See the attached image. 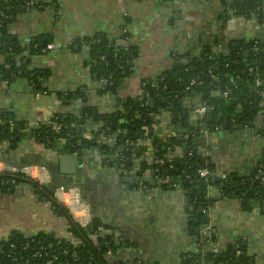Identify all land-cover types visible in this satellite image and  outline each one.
Returning a JSON list of instances; mask_svg holds the SVG:
<instances>
[{
	"label": "crops",
	"instance_id": "1",
	"mask_svg": "<svg viewBox=\"0 0 264 264\" xmlns=\"http://www.w3.org/2000/svg\"><path fill=\"white\" fill-rule=\"evenodd\" d=\"M229 2L54 0L41 10H20L9 25V32L20 45L27 47L39 40L55 47L45 53L27 56L30 70L46 73L44 78H39V83L47 94L36 96L24 79H16L6 85L0 75V113L11 116L10 125L25 134L15 149L1 153L0 159L6 158L14 166H38L41 161L56 163V157L51 155L47 144H40L35 137L27 139L24 117H29L34 123L51 124L53 130L54 118L70 109L76 115L89 107L87 110L91 113V120L93 112L96 119L115 109V96H97L95 84L88 78L86 62L89 46L83 45L75 52L69 48L73 41L101 34L115 49L128 48L116 46L123 45L122 41L132 45L137 51L135 70L133 76L123 82L119 98L138 99L143 91L141 79L154 80L169 70L175 54L191 59L198 56L203 48L211 46L216 38H220L225 47L237 41H264V24L258 27L250 18L234 14ZM217 46L216 50L222 49L221 44L220 48ZM2 63L0 56V65ZM78 91L85 95L83 99L87 100L86 103L80 106L79 101L83 99L76 98L70 108L63 107L57 95ZM184 101L193 119V108L201 105V97L194 94ZM10 103H13L12 108H9ZM9 110L13 111L8 113ZM253 124L248 128L225 126L220 130H208L206 134L200 130V134L205 136V147L197 142L198 148L207 149V153L205 150L204 153L218 175H248L257 169L261 173L260 164L264 159V101L262 111ZM173 133L170 114L162 115L153 129L154 138L163 139ZM81 150L83 166L78 169L77 183L90 180L103 183L84 187L83 195L89 196L86 199L90 201L89 216L92 222L107 226V233L114 236L111 240L113 244L103 256L109 264L136 260L142 264H180V254L195 251L196 238L207 237L204 230L196 234L203 217H197V210L194 212L186 203L185 191L179 189V185L175 189H171L170 185L163 188V183L156 180L155 173L150 175V167L142 178H151L155 185L141 181L139 187L126 189L119 185L120 189L116 191L114 185L118 186L117 178H120L117 168L102 164L96 149L82 147ZM5 166L4 162H0V170H3L0 176L17 175L9 173ZM49 181L51 184L45 188L51 190L52 185L57 186V182L50 178ZM210 195L216 201L205 214L207 218L204 221L216 228L218 246L224 249L238 241L250 264H264V213L257 208L244 211L238 200L219 198L215 190ZM67 228L65 220L56 217L49 205L29 185L21 184L11 193L0 191V239L8 238L12 233L32 236L40 232L66 238ZM114 238L117 240L116 247ZM91 241L96 244V240ZM208 248L211 249L210 244L205 250Z\"/></svg>",
	"mask_w": 264,
	"mask_h": 264
},
{
	"label": "trees",
	"instance_id": "2",
	"mask_svg": "<svg viewBox=\"0 0 264 264\" xmlns=\"http://www.w3.org/2000/svg\"><path fill=\"white\" fill-rule=\"evenodd\" d=\"M27 1L35 2L34 9L41 7L37 10L54 3V0L0 1V56L3 58L0 75L3 82L11 83L16 79H24L28 83H34L37 91H45L39 83V78H44L46 73L36 69L30 70L27 57L38 53L39 50L34 49L35 44L42 48L43 43L35 40L27 47H23L9 32V25L16 17V11H22ZM229 1L230 7L236 11V14L246 15L258 27L264 24V11L257 10L263 6L264 0ZM216 44H221L222 49L216 50ZM236 44L238 49H235ZM83 45L89 46V58L86 62L89 76L98 84L101 79L108 82L104 87L97 85L96 95L102 97L109 94L117 99L113 111L99 115L95 120L92 119L102 123L103 128L101 129L103 132L99 130L94 136L97 138L115 135V144L111 147L108 144L97 147L94 141L82 139L80 126L91 120L89 119L91 113L87 110L89 107H85L76 115L72 114L71 109L69 112L57 115L54 122L60 125L61 129L57 132L43 127L34 132L36 140L42 139L48 146L58 144L59 140H65L67 147L73 149L77 148V142L81 140L83 147L97 148L101 154L107 156L108 162L110 157H113L114 162L110 163L111 167L117 166L119 159L123 157L127 161L125 162L127 170L134 166L128 165L131 149H134L137 156L151 154L154 162L152 169L158 170L157 175L161 176L163 183L161 186L168 188V179L173 177L175 185L179 184V189L195 196H193L194 202L198 209L210 208L216 201L207 195V186L197 174L199 169L207 168L214 172L210 186L217 192L219 198L236 199L244 211L260 208L261 213H264V182L261 183L260 179L254 178L259 174L264 178V159L260 164L261 173L257 169L248 175H218L215 166L205 154L207 152L200 154L196 142L203 124H206L209 130H213L216 125H221V129L225 126H254L253 122L262 111L264 101V41L262 39L232 42L225 47V44L222 45V40L216 38L211 46L203 48L198 56L191 59H185L178 54L173 55L174 62L169 70L154 80L141 79L143 90L154 102L153 109L150 106L143 108L141 99L119 98L123 82L131 74L129 67H134L137 57V51L133 46L127 49H115L106 38L97 34L81 41H73L69 48L77 52ZM24 51L28 54L21 57ZM246 52L247 56H245ZM107 54H110V59L106 58ZM5 65L8 68H5ZM250 68L256 70L249 73ZM209 71L217 74L216 80L209 78ZM13 75L16 76L15 79L12 78ZM191 80L198 83L199 87L186 89ZM257 80L260 81V86L254 88ZM194 94L201 97L202 103L213 107L210 123L206 122V118L202 121L192 119L191 112L184 107V100ZM57 97L63 107L70 108L73 100L83 99L85 95L78 91L59 93ZM162 111L170 114V127L174 130L175 136L157 139L154 138L153 129L158 124V116ZM7 117L6 114L0 113L3 121H7ZM77 128L80 129L79 134L76 133ZM117 132L120 133L116 134ZM21 138L19 130H13L7 123L0 125V142H9L8 151L15 149ZM139 140H145L146 145L137 147L136 143ZM189 150L192 151L191 156L187 154ZM159 160L163 162L162 165L156 163ZM176 162H178L177 166ZM140 165V174L150 170L148 163L141 162ZM2 181L9 182L2 184ZM10 181H14V184L12 185ZM21 184L29 185L49 205L56 217L65 220L68 225V237L58 238L44 232L32 236L12 233L8 238L0 239V249H3L0 253V264H22L24 261L27 264H64L67 261L69 264H109L103 256L110 249V237L97 236L98 244H94L88 235V229L79 226L72 219L68 210L55 199L53 191L22 175L0 176V191L3 193H11ZM131 187L135 188V183ZM195 214L199 218L204 216L199 211ZM215 231L217 232L216 228ZM214 240V237L206 238L201 242L200 247H207L211 242H215ZM10 244H14L15 248L10 249ZM26 244L28 247L24 248ZM62 251H67L69 254L76 252L78 259L69 260V255H63ZM53 257L56 259L54 260ZM181 258V264H250L242 245L241 254L238 256L234 255L233 246L229 245L221 254L213 253L210 248L206 250L204 248L193 253L189 259L183 255ZM203 260L205 263H202Z\"/></svg>",
	"mask_w": 264,
	"mask_h": 264
},
{
	"label": "built area",
	"instance_id": "3",
	"mask_svg": "<svg viewBox=\"0 0 264 264\" xmlns=\"http://www.w3.org/2000/svg\"><path fill=\"white\" fill-rule=\"evenodd\" d=\"M0 1H5V0H0ZM23 8L24 9L36 10V9H34L35 8V2L27 1V2H25ZM39 8H41V7H38L37 9H39ZM257 10H263L264 11V4H263V6H260ZM124 16L126 17L127 14H124ZM243 16L247 18L246 15H243ZM123 33H125V30L123 31ZM54 47L55 46L53 44H51V43L46 44L45 46H42V48H40L36 44L34 45V49L39 50L38 52H42V53H45V52H47L49 50H53ZM217 47L220 48V44H218ZM8 51H10V49H8ZM27 54L28 53L26 51H24L23 54L21 55V57L27 56ZM102 59H104V58L102 57ZM5 68H8V66L5 65ZM129 70L131 71L130 77H132L133 73H134V70H135V67L130 66ZM255 70L256 69L250 68L249 69V73H252V71H255ZM87 72H88L87 74H88L89 80L91 79V82L93 84H95V88L96 89H97V85H99V84L101 86H103V87L105 85H107L108 82L105 79H101L99 81V84H98V82H96L94 80V78H91L89 76V67L88 66H87ZM208 75H209L210 79H213V80L217 79V74H214L211 71H209ZM15 77L16 76H14V75L12 76L13 79H15ZM4 83L6 85H8L9 82L4 81ZM28 84L31 87L30 89L34 92V94L36 96L47 94L46 91H37L34 88V83L30 82ZM142 86L143 85L141 84V87ZM193 86L199 87V84L195 83L194 80H191L189 82L188 86L186 87V89H189V88H191ZM259 86H260V81H258V80L255 81L254 88H257ZM142 90H143V88H142ZM138 99H141V106L143 108H147L149 106L150 98H149L148 93H146L144 90L142 91L141 97L138 98ZM185 102L186 101H184L183 104H184V107L186 108ZM212 109H213V107L208 106L206 103H202L200 106H198V107L193 109L192 116L195 119L202 121L203 119L206 118V115L208 113H211ZM164 114H169V113L166 112V111H162L160 116H158V124H159L160 117L162 115H164ZM5 123H7L9 125V127H12L10 125V123H11L10 121L4 122L0 118V125H4ZM204 125H206V124H203V126ZM244 127L248 128L249 126L245 125ZM80 128L82 129V139H84L86 141H94L97 147H101V146L106 145L108 143H111L112 145L115 144V141H116V136L115 135H113L111 137H108V136L107 137H102V136L100 137V136H98L97 138H95L96 136H94V135L99 130L103 129L102 128V123H97V122L92 121V120H87L84 125L80 126ZM207 128H208V126H207ZM60 129H61V126L55 123V125L53 127V130L58 132ZM220 129H221V125H216L213 128V130H220ZM101 132H103V130H101ZM119 133L120 132H117L116 134H119ZM206 133L207 132H205V134ZM20 134L22 135V138H23V136L25 137V134H23V133H20ZM171 136H175V132ZM127 144L128 143H126V145ZM145 145H146L145 140H139L136 143L137 147H144ZM8 148H9V142L8 141H1L0 142V154L3 153V152L8 151ZM129 153H130V155H129L128 160L130 161V165L131 164L134 165L133 168L130 169V170L126 169L125 162H127V161L123 157L119 159L118 167L122 171V176L127 178V181H128L129 185L133 184L135 181H138L141 184L142 183L141 182V178L143 177V175H145V173L140 174V172H139L140 171V167H141L140 164H141V162L149 163L152 160V157H150L149 155L137 156L135 151H134V149H131ZM187 154H188V156H191L192 155V151L189 150ZM103 157H104L103 159L105 160V163H108L107 156L103 154ZM135 161L136 162L138 161V163L134 164ZM156 163L159 164V165H162L163 162L161 160H159ZM5 167H6V170L9 171V173H13V174L22 175L24 177H27V178H29L30 180H32L33 182H35V183H37L39 185H43V184H45V183H47L49 181V176L46 174V171L43 168H41V167L26 166V167H20V168H12V167L8 166L7 164H6ZM0 173H3V170L2 171L0 170ZM154 173H155V176H156V180L159 183H162L161 176L157 175V173H158L157 169L154 170ZM197 174H198V176L200 178H202L204 180V182H205V184L207 186V191H208V193L210 195V192H211V189H212L210 185H211V182H212V179H213V176H214V172L210 171L207 168H202V169H199L197 171ZM254 178L260 179L261 183L264 182V178L262 177L261 174L255 175ZM8 182L9 181H2L1 183L2 184H7ZM10 183L13 185L14 181H10ZM142 187H143V189H145V186H142ZM54 197H55V199L58 201V203L61 206H63L64 208H66L68 210V212L71 215L72 219L79 226H81L83 228H86L87 224L92 222V220H91V218L89 216L88 207L83 201H81V198H80L77 190H75V189L65 190L63 187H60V188L56 189V191L54 193ZM212 205L213 204H211V206ZM209 210H210V208H207L205 211H203V213H208ZM258 210L261 211L262 209L259 208ZM103 231H104L103 226L98 224V225H95L93 234L95 236H100V235L103 234ZM204 231L207 233V237H206L207 239H210L211 237H214V239H215L214 240L215 242H211L210 243L211 251H213V253L218 252L220 247L218 246V233L215 231V228L207 223V226H206ZM203 240L204 239L200 240L199 243L195 244V251L186 252L185 254H183V256L186 259H189L193 253H197L200 249H204L205 246L200 247L201 242ZM232 246H233V249H234V255L235 256L240 255L241 254V244L238 241H235ZM27 247H28V245L26 244L24 246V248H27ZM50 247H51V245L48 246V248H50ZM9 248L10 249H14L15 248L14 244H10ZM225 249L226 248H224L222 250H225ZM2 252H3V249H0V253H2ZM62 254L63 255H69V260H72V261H75V260L78 259V254L76 252H72V253L69 254L67 251H62ZM53 259L55 260L56 257H53ZM13 262H14V260H13ZM202 263H205V261L203 260ZM22 264H27V262L24 261ZM64 264H69V263L67 261V262H64ZM122 264H142V262L136 260V261H126V262H123Z\"/></svg>",
	"mask_w": 264,
	"mask_h": 264
},
{
	"label": "water",
	"instance_id": "4",
	"mask_svg": "<svg viewBox=\"0 0 264 264\" xmlns=\"http://www.w3.org/2000/svg\"><path fill=\"white\" fill-rule=\"evenodd\" d=\"M16 13H20V10H17ZM122 43H123V45H116V46L119 47V48H126V47L131 48L132 47V45L127 44L125 41H122ZM42 45L45 46L44 43ZM235 49H238L237 45H235ZM247 55L248 54L246 52L245 56H247ZM110 57H111L110 54H107L106 58L110 59ZM197 80H199V79H197ZM86 101H87L86 99H83L82 102L79 101L80 106H81V103H86ZM80 106H78L77 108H79ZM149 106L151 107V109H153V107H154L153 100L149 101ZM12 107H13V103H10L9 104V108H12ZM12 111L9 110L7 112L9 113V112H12ZM92 115H93V120H95V117H94L95 113L93 112ZM85 118L87 119L88 116H86ZM24 120H25V124L23 125V127H24V130L26 131V137L29 140H31L34 137V132L35 131H38V130H40L43 127H45L48 130L51 129V124L44 125L42 123H39L38 121H36L37 123L36 122L34 123V122H31L29 117H24ZM211 120H212V115H211V113H208L206 115V122L210 123ZM8 121H10V122L12 121V117L11 116L8 117ZM13 130H16V127H14ZM210 130H212V129H210ZM202 131L203 132H207L208 131L207 125L203 126ZM76 133L79 134L80 133V129H76ZM198 137H200V138H198ZM196 140H197L196 142H198L199 146H201L203 148L205 147V141H204L205 140V136L203 134H198ZM38 142L40 144H43V140L42 139L38 140ZM65 143H66L65 140H59L58 144L56 143L55 145H53V144L49 145V149L51 150L50 151L51 155L56 157V160H57L56 163L48 164V163H45L44 161H41L40 163H38V166H37V167L43 168L48 173L49 178L52 181H55V182L58 183L57 186L56 185L55 186L52 185L53 188L51 189V191H53V193H55L57 188L63 187L65 190L75 189V190L80 192V190H82V188L85 187L88 184H92V183L94 185L95 184H99V182L77 183V176H78V173H79L78 169L82 168V166H83V154H82V150H81L82 141L79 140L77 142L78 150L76 152L71 147L67 148ZM108 146L111 147L112 144L108 143ZM201 147L198 148V151L200 152V154H203L205 149H203ZM205 152H206V150H205ZM150 157H151V154H150ZM111 160H113V159H111ZM0 162H4V163H6L8 166H10L12 168H20V167L30 166V165L14 166L12 163H10L8 160H6V158H4V159L1 158ZM153 164H154V162H153V160H151L150 161V167H153ZM128 165H130V161H128ZM175 165L177 166L178 162H176ZM33 166H35V165H33ZM56 169H57V172H56ZM153 174H154V170H152L150 172V175H153ZM68 179H70V180H68ZM141 181L151 182L152 185H155V183L153 181H151V178H142ZM169 183H170L171 186L175 183V180H174L173 177L169 178ZM48 184H51L50 181H48L47 183L43 184V186H47ZM100 184H103V183H100ZM138 184H139V182L136 183V185H138ZM111 185L113 186L114 184H111ZM114 188H116L115 185H114ZM184 195L187 196V197H185L186 203H189V199H191L192 196L190 194H187V192H184ZM82 196H84V195L82 194ZM82 196H81V201L84 200V203H86L88 205L90 203V201L87 200V199H84ZM88 207L90 208V204L88 205ZM191 211H192V209H191ZM198 211H199V213H201L202 209L200 208V209H198ZM86 228L88 229L89 235H93L95 224L93 222H90V223L87 224ZM204 228H206V225L201 226L199 228V230H203ZM198 232L199 231L197 230L196 234H198ZM106 236H107V233L100 235V237H106ZM116 244H117V240L115 239L114 240V247H116ZM113 251H114V249H113ZM222 251L223 250H222V247H221L219 249L218 253L221 254Z\"/></svg>",
	"mask_w": 264,
	"mask_h": 264
},
{
	"label": "flooded vegetation",
	"instance_id": "5",
	"mask_svg": "<svg viewBox=\"0 0 264 264\" xmlns=\"http://www.w3.org/2000/svg\"><path fill=\"white\" fill-rule=\"evenodd\" d=\"M22 10H24V9H22ZM233 13L234 14H236V11L233 9ZM43 46V45H42ZM83 147V146H82ZM86 148H94V149H96L97 150V152H98V154H99V158H101V163L102 164H104L105 163V160L103 159L104 157H103V154H101V152L100 151H98V149L97 148H95V147H86ZM76 149H78V148H74V150H75V152L77 151ZM111 159H113V160H111ZM114 162V158L113 157H110V159H109V162L108 163H105V165H107V166H109L110 167V163H113ZM149 164V166H150V162L148 163ZM115 167L117 168V170H118V172L120 173V178H117V185L118 186H116V188H115V190L117 191V190H119V185L120 186H122L123 188H126V189H134L133 187H131V185H129L128 184V181H127V178L126 177H124V176H122V171L120 170V168L118 167V165L116 166L115 165ZM153 170V169H152ZM92 182H99V184H95L96 186L98 185V186H100L101 184V182L100 181H98V180H90V181H88L87 183H92ZM138 181H135L134 183H135V188L138 186L139 187V185H140V183L138 184V185H136V183H137ZM168 183H169V179H168ZM58 184V183H57ZM89 185H91V186H94V184L92 183V184H88V185H86V186H89ZM169 185H170V183H169ZM179 185V184H178ZM43 186V185H42ZM85 186V187H86ZM175 183L171 186L170 185V187H171V189H175ZM84 188V187H83ZM82 188V189H83ZM214 190V189H213ZM78 192V194H79V196H80V198H81V196H82V194H84V189L83 190H80V192L79 191H77ZM82 192V193H81ZM186 192V191H185ZM211 192H212V189H211ZM187 194H190V193H187ZM191 196H192V198L191 199H189V205H190V207H192V209L194 210V211H198V208H196V206H195V202H194V195L193 194H190ZM207 195L209 196V197H211L210 195H209V193H208V191H207ZM194 196V197H193ZM84 199H89V196H87L86 194H85V196H82ZM187 197V196H186ZM83 202H84V200H83ZM86 204V203H85ZM87 205V204H86ZM87 207H88V205H87ZM200 209V208H199ZM202 209V208H201ZM89 210H90V208L88 207V212H89ZM192 210V211H193ZM206 209H202V212L200 213V214H204V216H203V220L201 221V224H200V227L201 226H204V225H206L207 226V221H204V218L206 219L207 217L205 216V214L206 213H203V211H205ZM261 212V211H260ZM90 213V212H89ZM200 222V221H199ZM96 225V224H95ZM200 227H198V231H200L199 230V228ZM104 231H103V234H105V233H107L109 230H108V227L107 226H105L104 225ZM203 230H205V228L203 229ZM218 233V232H217ZM89 235V234H88ZM92 240H96V244H98V240H97V236H95L94 234H93V236L92 235H90L89 236ZM106 237H110V239L112 240V238L114 237L111 233H107V236ZM113 240H115V238L113 239ZM200 240H202L200 237H197L196 238V243H199L200 242ZM109 244H113V243H109ZM117 245V244H116ZM183 254H180V256H179V261H180V264H181V256H182Z\"/></svg>",
	"mask_w": 264,
	"mask_h": 264
}]
</instances>
